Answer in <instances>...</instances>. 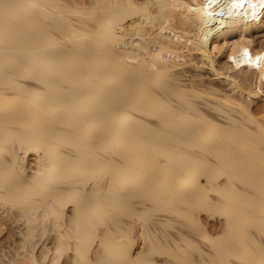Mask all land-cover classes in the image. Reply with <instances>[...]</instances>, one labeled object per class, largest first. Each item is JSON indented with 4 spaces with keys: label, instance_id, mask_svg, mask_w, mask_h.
I'll return each mask as SVG.
<instances>
[{
    "label": "bare ground",
    "instance_id": "1",
    "mask_svg": "<svg viewBox=\"0 0 264 264\" xmlns=\"http://www.w3.org/2000/svg\"><path fill=\"white\" fill-rule=\"evenodd\" d=\"M11 218L19 264H264V0H0Z\"/></svg>",
    "mask_w": 264,
    "mask_h": 264
},
{
    "label": "rangeland",
    "instance_id": "2",
    "mask_svg": "<svg viewBox=\"0 0 264 264\" xmlns=\"http://www.w3.org/2000/svg\"><path fill=\"white\" fill-rule=\"evenodd\" d=\"M32 158L30 159L31 160V162H33V160L35 159L33 156H31ZM71 205L72 204H70L69 203V205H68V209H69V207H70V209H71ZM69 209V210H70ZM16 217V216H15ZM14 217V219H15V221H16V218ZM38 217H40V216H38ZM14 219H12L11 218V221L9 220V221H7V223L5 222V223H3L4 225V227H0V260L2 261L1 263H3V264H8L9 262H11V260H12V262H16L17 264H19V261L21 262V260L25 257V258H27V253L28 252H30L29 250L32 248V247H34L36 244V242H39L40 240L42 241V242H39V245H36V247L37 248H33V252H36V254H38V256L37 257H41V255H42V252H44L46 249H47V247H49V245H51V244H53V245H51L50 247H49V249H51L52 247L53 248H55V244L53 243V242H55L56 243V237H55V233H54V231L51 229L52 227H50V230L52 231V235L51 234H49V232L47 233V234H49V235H47V234H45V235H47V237L45 236L44 238H38V239H35V240H33V242L32 243H30L31 242V239H30V242H28L29 241V239L27 240V242L28 243H26V244H28V245H26V247L25 248H23V247H21L20 245H22V244H25V242L24 243H21L20 241H22L23 242V238L22 237H20L19 235H21V233H19V228L21 227V228H23V226H20V225H18V224H16L15 222H14ZM2 222H4V221H2ZM11 222V223H10ZM54 222V220H52V222L50 223L49 222V224L51 225L52 223ZM15 223V224H14ZM8 226H7V225ZM10 224V225H9ZM54 224H55V222H54ZM54 224H52V226L54 225ZM0 225H2L1 223H0ZM20 226V227H19ZM48 226V225H47ZM7 227V228H6ZM9 227V228H8ZM49 227V226H48ZM9 229H11V230H9ZM22 229H20V231H21ZM12 232H13V235H12ZM2 233H3V235H2ZM8 233V234H7ZM54 233V234H53ZM136 234V233H135ZM135 234H133V236L135 235ZM9 235H11V236H9ZM15 235V236H14ZM18 235V236H17ZM51 235V236H50ZM48 236H50V237H48ZM7 237H8V239H7ZM15 237H16V239H15ZM41 237V236H40ZM43 237V236H42ZM23 240H22V239ZM47 238V239H46ZM13 239V240H12ZM38 240V241H37ZM52 240H53V242H52ZM14 241V242H13ZM24 241H26V240H24ZM47 241V242H46ZM35 242V243H34ZM44 242V243H43ZM45 242H46V244H45ZM141 241H137V243H136V245H135V247H134V251H133V253H137L138 252V250H139V248H140V243ZM2 243V244H1ZM19 243H20V245H19ZM33 243L35 244V245H33ZM51 243V244H50ZM19 246H18V245ZM30 244V245H29ZM38 244V243H37ZM45 246H44V245ZM3 245V246H2ZM17 245V246H16ZM33 245V246H32ZM15 246V247H14ZM24 246V245H23ZM32 246V247H31ZM41 246V247H40ZM19 247V248H18ZM46 247V249L45 250H43V248H45ZM96 247V246H95ZM94 247V248H95ZM16 248H18V250L16 249ZM23 248V249H22ZM52 248V249H53ZM22 249V250H21ZM28 249V250H27ZM66 249V248H65ZM13 250V251H12ZM54 250V249H53ZM95 250V249H94ZM24 253H23V252ZM55 251V250H54ZM14 253V254H13ZM20 255H19V254ZM23 253V254H22ZM26 253V255H24ZM51 253L53 254L54 252L53 251H51ZM50 253V257L53 259V257H52V254ZM73 252L69 249H66V251L64 250V248H63V251H62V254H59L58 253V256H57V254L56 255H54L53 254V256H55L54 258H58L59 259V261L60 262H58L57 264H68L69 262H71V259L74 257V255L72 254ZM24 256V257H22V256ZM16 256H17V258H16ZM21 258H20V257ZM91 256H93V253L91 254ZM7 258V259H6ZM16 260H15V259ZM18 259H21V260H18ZM67 259V260H66ZM4 260V261H3ZM8 260V261H7ZM14 260V261H13ZM26 260V259H25ZM24 260V261H25ZM65 260H66V262L67 263H65ZM11 262V264H16V263H12ZM73 262V261H72ZM71 262V263H72ZM25 263V262H24ZM25 264H28V263H25ZM30 264V263H29ZM70 264V263H69ZM73 264V263H72Z\"/></svg>",
    "mask_w": 264,
    "mask_h": 264
}]
</instances>
